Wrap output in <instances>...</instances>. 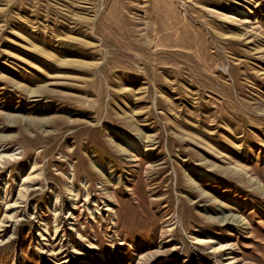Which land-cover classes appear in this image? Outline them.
<instances>
[{
  "label": "rangeland",
  "instance_id": "374dc122",
  "mask_svg": "<svg viewBox=\"0 0 264 264\" xmlns=\"http://www.w3.org/2000/svg\"><path fill=\"white\" fill-rule=\"evenodd\" d=\"M0 264H264V0H0Z\"/></svg>",
  "mask_w": 264,
  "mask_h": 264
},
{
  "label": "bare ground",
  "instance_id": "6f19581e",
  "mask_svg": "<svg viewBox=\"0 0 264 264\" xmlns=\"http://www.w3.org/2000/svg\"><path fill=\"white\" fill-rule=\"evenodd\" d=\"M24 190H26V191H27V189H26V188H24ZM19 191H20V189H19ZM22 192H23V190H22Z\"/></svg>",
  "mask_w": 264,
  "mask_h": 264
}]
</instances>
